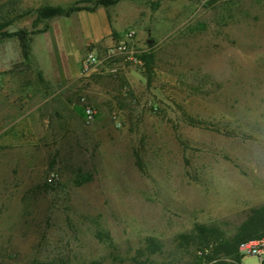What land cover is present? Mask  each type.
Here are the masks:
<instances>
[{
    "label": "rangeland",
    "instance_id": "rangeland-1",
    "mask_svg": "<svg viewBox=\"0 0 264 264\" xmlns=\"http://www.w3.org/2000/svg\"><path fill=\"white\" fill-rule=\"evenodd\" d=\"M113 1L0 0L31 34L30 65L0 41V264H132L149 237L167 263L196 223L232 232L264 205V0Z\"/></svg>",
    "mask_w": 264,
    "mask_h": 264
},
{
    "label": "trees",
    "instance_id": "trees-1",
    "mask_svg": "<svg viewBox=\"0 0 264 264\" xmlns=\"http://www.w3.org/2000/svg\"><path fill=\"white\" fill-rule=\"evenodd\" d=\"M103 5L114 4L117 1L101 0ZM217 0L209 2L216 3ZM82 9L78 6L62 8L60 6H46L39 10L38 17L49 20L55 17H70ZM13 18L0 11V41L16 38L19 43L21 57L24 64L31 63V34L26 29L10 32ZM142 60L147 69V78H152L154 56L146 54ZM184 121L195 128L211 129L222 133L221 129L213 124L195 118L183 111ZM229 134V133H228ZM264 238V205L251 208L244 220L229 232L216 222L196 223L188 232L178 234L174 239V254L167 263L162 264H242L239 248L242 244ZM164 253V243L155 237H149L143 248L136 252L132 264H155L150 260L152 256ZM90 264H101L91 262Z\"/></svg>",
    "mask_w": 264,
    "mask_h": 264
},
{
    "label": "built area",
    "instance_id": "built-area-1",
    "mask_svg": "<svg viewBox=\"0 0 264 264\" xmlns=\"http://www.w3.org/2000/svg\"><path fill=\"white\" fill-rule=\"evenodd\" d=\"M132 34H127L124 36V39H119L108 47L107 55L108 57H115L118 55H123L128 52L127 43L132 39ZM103 62L102 57L98 53V50L92 49L87 52L86 56L81 62V70L83 74H88L95 67L101 65ZM86 115L89 119H92L95 115V111L88 108L86 110ZM55 181L54 175L49 178V182L52 183ZM239 255L241 257L250 256L256 257L260 260L261 264H264V238L255 241H249L242 244L239 248Z\"/></svg>",
    "mask_w": 264,
    "mask_h": 264
},
{
    "label": "crops",
    "instance_id": "crops-1",
    "mask_svg": "<svg viewBox=\"0 0 264 264\" xmlns=\"http://www.w3.org/2000/svg\"><path fill=\"white\" fill-rule=\"evenodd\" d=\"M100 38H98L96 41L91 42V39H85L84 43H83V48L87 47L89 44L90 45H94L99 41ZM57 47V46H56ZM58 49V48H57ZM83 50V49H82ZM58 52V51H57ZM82 60V55L80 54V56L78 57V65H79V70L75 71V74H77L80 70H81V61Z\"/></svg>",
    "mask_w": 264,
    "mask_h": 264
}]
</instances>
